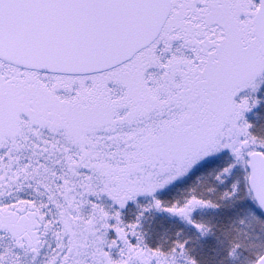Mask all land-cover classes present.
<instances>
[{"label": "snow or ice", "instance_id": "snow-or-ice-1", "mask_svg": "<svg viewBox=\"0 0 264 264\" xmlns=\"http://www.w3.org/2000/svg\"><path fill=\"white\" fill-rule=\"evenodd\" d=\"M0 264H264V0H0Z\"/></svg>", "mask_w": 264, "mask_h": 264}]
</instances>
